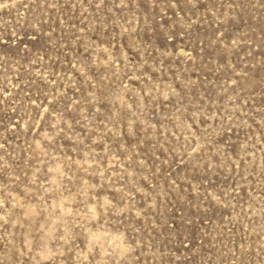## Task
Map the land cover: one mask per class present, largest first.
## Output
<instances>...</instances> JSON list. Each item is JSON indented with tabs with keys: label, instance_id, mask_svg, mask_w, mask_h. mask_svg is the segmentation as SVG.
<instances>
[{
	"label": "rangeland",
	"instance_id": "374dc122",
	"mask_svg": "<svg viewBox=\"0 0 264 264\" xmlns=\"http://www.w3.org/2000/svg\"><path fill=\"white\" fill-rule=\"evenodd\" d=\"M0 264H264V0H0Z\"/></svg>",
	"mask_w": 264,
	"mask_h": 264
}]
</instances>
